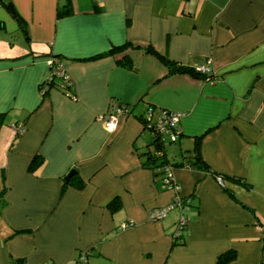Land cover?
<instances>
[{
	"label": "crops",
	"instance_id": "0c3cea01",
	"mask_svg": "<svg viewBox=\"0 0 264 264\" xmlns=\"http://www.w3.org/2000/svg\"><path fill=\"white\" fill-rule=\"evenodd\" d=\"M64 1L0 0V264H217L226 252L264 264V0H72L59 17ZM127 42L210 60L214 78L170 72L143 48L131 69L107 54ZM120 105L129 113L110 133L102 117ZM149 109L153 121L183 113L177 139L160 137L179 191L144 165ZM200 137L208 169L177 166ZM73 169L85 185L63 190ZM177 196L192 205L152 217Z\"/></svg>",
	"mask_w": 264,
	"mask_h": 264
},
{
	"label": "trees",
	"instance_id": "16d2710c",
	"mask_svg": "<svg viewBox=\"0 0 264 264\" xmlns=\"http://www.w3.org/2000/svg\"><path fill=\"white\" fill-rule=\"evenodd\" d=\"M3 1V0H2ZM7 8L15 15H17V11L13 5V3L10 1L7 3ZM73 12V2L72 0H65L63 5L60 7L58 11V16H65ZM143 48L144 51L147 53H152L161 60L167 64L170 68V72H182V73H188L190 75H193L195 77H202L207 80H211L214 78L213 74H206L201 71H198L196 67L192 66H186V65H181L177 64L173 60L169 59L168 57L160 54L153 46L147 45V46H142L141 44H136L133 42H127L126 44H123L121 46H115L113 47L107 54H112L116 55L118 62L125 64V66H128L129 68L133 69L134 65V58L132 55V52L135 50ZM49 86H56L59 87L58 81H57V76L53 77L49 82ZM71 84L66 83L65 86L60 87L62 89H68L70 88ZM49 89V87H48ZM141 120L145 123L146 125V119L145 116L141 118ZM2 124V119H0V126ZM200 144H201V137L196 141L195 147L192 151L188 152L185 154L180 161H178L176 164L177 166H184V165H192L196 166L199 168H205L208 169V166L205 165L202 155H201V149H200ZM151 145L155 146V149L151 148L149 145V150H147L143 155H146L147 158L144 161V165L147 168L153 169L155 171V174L162 182H164L165 175H166V169L165 166L169 163L171 166H175V163L170 162L166 157L167 153L164 152V142L162 141V138L159 136H154V140ZM164 152V153H162ZM44 162V157L41 156L40 154H36L33 159L31 160V163L29 165V170L31 172L35 171L38 167L42 165ZM77 175L75 174V176ZM216 177V176H215ZM72 179V178H71ZM217 180V178H216ZM66 182V181H65ZM218 182V181H217ZM219 183V182H218ZM171 184L173 186H178L177 183L175 182V179L171 180ZM71 185H74L77 188H83L85 185V182L83 179L77 177L75 181L72 180ZM69 186V182H66L63 186V190L66 189V187ZM222 186V185H221ZM225 187V185L223 186ZM230 195H232L231 192H229ZM178 199H182L184 203L192 205L191 197H179ZM1 202H4L3 198H1ZM119 200L115 198L110 202V205H118ZM176 203V200H175ZM183 234L180 237H174V245L178 244H185V238H184V231L182 232ZM233 257V252H226L220 255L217 264H228V262L232 259Z\"/></svg>",
	"mask_w": 264,
	"mask_h": 264
},
{
	"label": "built area",
	"instance_id": "2783aa9c",
	"mask_svg": "<svg viewBox=\"0 0 264 264\" xmlns=\"http://www.w3.org/2000/svg\"><path fill=\"white\" fill-rule=\"evenodd\" d=\"M53 68H54L53 70L54 75L61 76L66 81V83L71 84V80L69 76L66 74L61 63L57 62L55 65H53ZM196 68L198 71H201L203 73L213 74L210 60H208L206 63L197 65ZM127 113H129V109L124 105H120L115 110L111 111L109 114L102 117L105 129L110 133L114 132L118 128L120 118L122 116L127 115ZM182 115H183L182 112L164 111L157 121H153L151 119L152 109H149L148 114L145 116L146 126L152 131V134L154 136L162 137L167 134L170 136L171 140L175 141L179 134L177 124L180 121V117ZM24 127L25 126L23 125V123H20L15 128L18 131V133L21 134L25 130ZM165 169H166V175H165L164 183L168 186L174 187L177 191H179V186H173L171 184V180L174 179L173 174H172L173 166L168 164L165 166ZM216 178L220 185L222 186L225 185V180L222 175H216ZM178 198L179 196H177L175 199L176 203L174 202L173 205L167 207L166 209L159 210L153 213L152 217L154 219L161 218V217L166 216L168 210L172 207H176V206L184 207L185 205L184 201ZM187 222H188V218L186 216H182V218L177 224V228L174 232V237L181 238V235L183 234L182 232L184 231ZM129 225H130L129 223H124L122 225V228H126Z\"/></svg>",
	"mask_w": 264,
	"mask_h": 264
},
{
	"label": "rangeland",
	"instance_id": "374dc122",
	"mask_svg": "<svg viewBox=\"0 0 264 264\" xmlns=\"http://www.w3.org/2000/svg\"><path fill=\"white\" fill-rule=\"evenodd\" d=\"M19 40H20V41H19ZM23 40H24V37H23L22 35H19V36H16V35H15V37L11 39V41L14 42V43H16V45H17L18 47H21L20 44H23ZM170 145L172 146V148H174V147H177V145H179V143H176V144H175V143H171ZM190 206H191V205L186 204V203H185V205H184L185 208H186V207H190Z\"/></svg>",
	"mask_w": 264,
	"mask_h": 264
},
{
	"label": "water",
	"instance_id": "95a60500",
	"mask_svg": "<svg viewBox=\"0 0 264 264\" xmlns=\"http://www.w3.org/2000/svg\"><path fill=\"white\" fill-rule=\"evenodd\" d=\"M75 174H76V170H75V169L71 170V171L67 174V176L65 177V181H66V182H69V181L71 180V178H72Z\"/></svg>",
	"mask_w": 264,
	"mask_h": 264
}]
</instances>
